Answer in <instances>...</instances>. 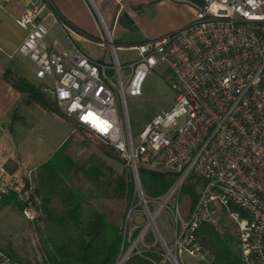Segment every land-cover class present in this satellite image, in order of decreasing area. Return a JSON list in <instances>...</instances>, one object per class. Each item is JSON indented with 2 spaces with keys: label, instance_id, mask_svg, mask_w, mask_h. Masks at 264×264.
<instances>
[{
  "label": "built area",
  "instance_id": "1",
  "mask_svg": "<svg viewBox=\"0 0 264 264\" xmlns=\"http://www.w3.org/2000/svg\"><path fill=\"white\" fill-rule=\"evenodd\" d=\"M46 1L29 0L17 18L27 31L18 53L34 63L41 90L62 114L113 146L134 175L138 199L128 206L122 230L129 245L115 264L139 253V242L150 235L166 247V253L151 250L163 259L155 264H180L183 251L203 254L197 229L224 216L236 226L243 264H264V0H204L187 25L130 46L137 56L126 62L109 34L102 44H109L112 61L90 58L74 41L77 30L59 18L73 51L52 47L42 15ZM160 63L171 75L175 104L135 143L127 97L143 94L147 75ZM140 167L172 171L176 178L163 194L149 197ZM34 171L0 166V199L14 196L28 219L39 215ZM191 174L199 178L198 199L185 218L179 197ZM163 211L174 224L171 247L156 222ZM0 264L22 263L0 249Z\"/></svg>",
  "mask_w": 264,
  "mask_h": 264
},
{
  "label": "trees",
  "instance_id": "2",
  "mask_svg": "<svg viewBox=\"0 0 264 264\" xmlns=\"http://www.w3.org/2000/svg\"><path fill=\"white\" fill-rule=\"evenodd\" d=\"M4 75L14 87L26 93L27 103L37 101L49 112L64 116L56 101L50 100L51 97L46 95L39 85L14 74L11 70L6 71ZM75 125L82 132L91 133L85 126L77 123ZM71 139V135H68L50 158L34 171L38 184L39 215L32 220L41 218L43 226L37 227V232L50 249L43 264H115L122 249V223L113 224L108 220L106 213L77 186L72 172L82 170L94 186L102 191L104 197L111 196L112 193L115 197H126L127 209L135 195L130 162L106 143V147L112 150V153L109 151L110 157L124 166L115 181H111L105 175V163L79 165L74 160L69 153ZM139 172L142 186V175H145L149 183L146 187L156 196L163 194L176 178L172 171L140 167ZM198 184L199 178L191 174L181 189L179 201L181 209L186 205V218L190 216L197 202ZM1 199H14L19 205L14 196ZM197 237L203 252L212 256L209 264H243L235 236L228 230L223 233L215 225L202 223L197 229ZM0 249L19 263L29 264L22 261L12 250L3 247ZM148 255L150 257L135 255L127 264H155V261L162 258L151 252H148ZM164 264L172 263L165 261Z\"/></svg>",
  "mask_w": 264,
  "mask_h": 264
},
{
  "label": "rangeland",
  "instance_id": "3",
  "mask_svg": "<svg viewBox=\"0 0 264 264\" xmlns=\"http://www.w3.org/2000/svg\"><path fill=\"white\" fill-rule=\"evenodd\" d=\"M192 7L195 10L197 9L194 4H192ZM191 9V7L179 5L176 15L172 19L183 20L191 14ZM118 55L120 60H122L121 51L118 52ZM25 72L30 76L29 79L33 83L40 84V81L35 76V66L32 62L27 63ZM175 97L176 91L171 83V75L166 65L160 63L147 75L143 85V94L127 97L128 119L135 143H139L140 133L154 117L164 110H170L174 106ZM17 112L19 115H26L28 122V124L20 123L17 126L16 141L22 152L32 155L34 161L29 163L31 164L30 166L34 164L33 162H38L43 156H47L52 150L57 148L66 136L71 135L69 153L79 165L105 163L106 166L103 169L106 177H109L111 181H115L118 173L123 169L124 166L120 162L110 157L109 151L112 153V150L106 147L105 142L94 134H87L76 128L75 122L71 118L55 115L43 108L37 101L30 106L22 104ZM120 156L125 158L121 154ZM72 176H74L77 186L83 189L88 197L106 213L111 223H122L123 230V220L127 211L126 197H115L113 193L111 196L104 197L102 191L94 186L82 170L72 172ZM142 177L145 193L149 197H156L146 187V185H149L146 176L142 175ZM134 199H138L136 193L132 200ZM185 206L183 205L181 211L186 218L187 211L184 209ZM156 222L162 235L167 239L168 246L171 247L170 240L174 236V224L170 216L163 211L157 217ZM42 226L41 218L37 220L26 218L21 211L20 205L14 199L6 201L0 199V247L17 253L25 263L43 264L45 257L50 253L48 244L42 240L39 232H37V227ZM215 226L223 233L227 230L232 233L238 245L237 229L229 217L224 216ZM125 245L126 247H124ZM128 245L127 242L123 243L122 238V249L127 248ZM237 247L239 248V245ZM139 248L141 251L137 253L135 250L131 257L135 255L150 257L148 252H151L152 249L166 253V247L157 235H150L146 239L145 244L139 242ZM130 258L124 264H127ZM178 258L180 264H209L212 256L208 252L192 255L183 251ZM170 262L174 264L173 261Z\"/></svg>",
  "mask_w": 264,
  "mask_h": 264
},
{
  "label": "crops",
  "instance_id": "4",
  "mask_svg": "<svg viewBox=\"0 0 264 264\" xmlns=\"http://www.w3.org/2000/svg\"><path fill=\"white\" fill-rule=\"evenodd\" d=\"M28 1L0 0V166L8 171L23 167L36 169L67 137L32 166L29 164L34 161L32 155L22 152L16 141L17 126L28 124L26 115H19L17 111L22 104L30 106L36 101L27 103L26 93L14 87L4 74L11 70L32 82L25 72L27 63L32 61L17 51L27 35L17 18ZM179 5L191 7L192 12L181 21L173 20ZM196 11L186 0H49L42 8V15L49 27L47 40L52 47L67 53L73 51L70 39L56 21L59 18L77 30L74 41L90 58L112 61L109 44H102L109 34L117 54L122 52L121 61L126 62L137 56V51L130 46L182 28L195 18Z\"/></svg>",
  "mask_w": 264,
  "mask_h": 264
},
{
  "label": "water",
  "instance_id": "5",
  "mask_svg": "<svg viewBox=\"0 0 264 264\" xmlns=\"http://www.w3.org/2000/svg\"><path fill=\"white\" fill-rule=\"evenodd\" d=\"M196 6L203 7L205 5L204 0H186Z\"/></svg>",
  "mask_w": 264,
  "mask_h": 264
}]
</instances>
